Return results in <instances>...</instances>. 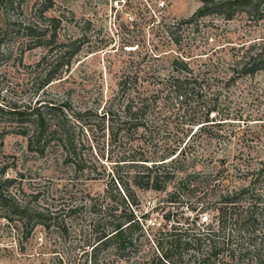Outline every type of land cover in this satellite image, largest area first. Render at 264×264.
<instances>
[{
	"label": "rangeland",
	"instance_id": "obj_1",
	"mask_svg": "<svg viewBox=\"0 0 264 264\" xmlns=\"http://www.w3.org/2000/svg\"><path fill=\"white\" fill-rule=\"evenodd\" d=\"M51 1L46 15L62 19L57 38L74 41L80 50L67 66L58 67L56 79L40 88L45 72L55 66L59 48L50 51V45H33L34 39L22 28L30 21L39 28L48 21L32 15L35 0H23L21 8L8 16L0 10V33L6 31L0 45V104L19 109L67 104L65 115L76 144V163L64 162L57 147L42 153L30 148L17 123L0 121V177L13 180L7 192L31 208L59 210L62 219L57 226L45 228L0 208V264H84L87 257L82 253L87 247L82 245L81 230L91 233V222L102 218L91 212L89 204L107 203V182L111 170H116L120 141L126 140L121 133L116 141L110 137L105 128L107 116L100 117L109 106L118 111V119L122 116L128 101L120 98L123 77L137 75L135 85L132 80L127 82L128 88L135 89L126 94L133 96L153 83L145 71L162 68L180 54L195 69L203 62L215 63L218 75L225 79L234 56H240L252 42L264 43V18L255 22L243 13L228 21L212 14L176 26L191 18L201 6L200 0ZM173 30L179 36L178 45L169 34ZM218 102L221 115L229 114L230 119L210 125L202 134L197 132L188 138L185 148L196 159L189 167L191 183L177 200L189 207L166 201L167 193L174 190L172 183L163 192L136 189L138 214L156 204L164 207L149 211L146 227L153 232L164 223L162 215L167 210L173 212L171 223L188 217L189 223L193 219L198 227L209 223L215 230V208L222 196L251 184L264 194V70L226 82ZM73 112L85 114L75 121ZM200 207L207 210L198 212ZM152 249L146 243L134 256L150 260L156 253ZM183 256L187 264H223L217 259L198 262ZM99 257L111 264L118 262L109 250H101ZM121 264L125 262L121 260Z\"/></svg>",
	"mask_w": 264,
	"mask_h": 264
},
{
	"label": "trees",
	"instance_id": "obj_2",
	"mask_svg": "<svg viewBox=\"0 0 264 264\" xmlns=\"http://www.w3.org/2000/svg\"><path fill=\"white\" fill-rule=\"evenodd\" d=\"M22 1L0 0V10L8 16L9 12L21 8ZM200 1L201 6L191 18L179 21L176 26L212 14H218L226 21L238 13L255 22L264 18V0ZM51 5V0H35L32 15L48 23L39 28L30 21L22 28L34 39L33 45H50V51L54 47L59 48L55 66L45 72L40 88L56 79L58 67L67 66L69 59L80 50V45L74 41L68 43L57 38V27L62 19L46 15ZM174 30L169 34L178 45L179 36ZM4 32L0 33V45ZM214 64L203 62L195 69L182 55H176L162 68L145 71V77H151L153 83L133 96L126 94L135 89L128 88L127 82L132 80V85H135L137 75H126L119 81L120 98L128 99L121 110L122 116L118 119V111L109 106L100 117L107 116L105 128L110 137L116 141L121 133L126 140L120 141L122 148L115 160L116 170L115 173L111 170L113 174L107 182V203L103 206L98 202L89 204L91 212L102 218L91 222V233L81 230L82 245L87 247L82 253L87 257L84 264H111L99 257L101 250L111 251L118 259L117 264H121V260L125 264H187L184 254L188 256L187 260L198 259V262L214 263L217 259L223 264H264V194L258 192L253 184L221 197L220 205L215 208L218 224L215 230L209 223L202 227L196 226L194 219L189 223L188 217L182 218L183 222L171 223L174 221H171L173 212L167 210L162 215L164 223L153 232L149 226L146 227L149 211H157L158 208L161 211L164 207L156 204L149 211L136 212L139 205L136 189L163 192L171 183L174 190L167 193L166 201L171 204L179 201V204L189 207L177 200V195L191 183L189 167L196 159L193 154L185 153L188 138L197 132L202 134L210 125L226 123L230 119L229 114L222 116L218 108L225 83L238 76L264 70V43L252 42L240 56H234L226 70L228 78L222 79ZM65 106L67 104H39L19 109L18 106L1 103L0 121L17 123L18 132L27 136L30 148L42 153L57 147L63 161L73 164L76 163L74 155L77 150ZM84 114L73 112L72 115L78 121ZM12 181L0 177V208L7 214L32 220L45 228L61 222L59 210L50 211L48 207L37 210L20 203L15 194L8 193L7 186ZM76 207L68 210V215L75 212ZM194 207L190 209L196 211ZM206 210L200 207L198 212ZM29 231L26 230L25 234ZM146 243L152 245L155 255L150 260L135 257Z\"/></svg>",
	"mask_w": 264,
	"mask_h": 264
}]
</instances>
